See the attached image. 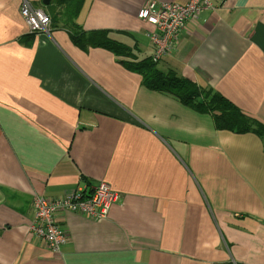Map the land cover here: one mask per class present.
I'll return each instance as SVG.
<instances>
[{
  "label": "crops",
  "instance_id": "obj_1",
  "mask_svg": "<svg viewBox=\"0 0 264 264\" xmlns=\"http://www.w3.org/2000/svg\"><path fill=\"white\" fill-rule=\"evenodd\" d=\"M28 1L50 17L57 6ZM142 1L84 0L76 29L28 41L20 0H0V264L264 263V140L218 129L120 62L118 43L133 60L153 52ZM211 3L162 68L264 128V0ZM87 180L108 183L115 202L97 220L59 212L69 241L56 255L30 234L32 197Z\"/></svg>",
  "mask_w": 264,
  "mask_h": 264
},
{
  "label": "built area",
  "instance_id": "obj_2",
  "mask_svg": "<svg viewBox=\"0 0 264 264\" xmlns=\"http://www.w3.org/2000/svg\"><path fill=\"white\" fill-rule=\"evenodd\" d=\"M208 6L209 0H188L185 4L143 0L138 15L154 26L153 32L146 33L157 46L153 60L161 62L162 58L167 56L171 43L177 40L178 32L185 26L184 23L195 20L199 11ZM22 10L29 34H32L34 29L49 32L46 15L31 8L26 1L23 2ZM31 12H34L36 17ZM77 189L79 192L74 189L59 197L34 194L32 198L29 230L35 240L43 242L56 255L61 253V247L69 241V232L59 224V212L68 210L90 219L102 218L115 200V194L104 181H88Z\"/></svg>",
  "mask_w": 264,
  "mask_h": 264
},
{
  "label": "trees",
  "instance_id": "obj_3",
  "mask_svg": "<svg viewBox=\"0 0 264 264\" xmlns=\"http://www.w3.org/2000/svg\"><path fill=\"white\" fill-rule=\"evenodd\" d=\"M24 1H26L31 8L35 10L37 8H34L28 0H20L19 13L24 21V25L27 26L25 35L28 38L30 37L28 40L30 41L33 35L31 36V34L28 33V24L22 10ZM83 3L84 0H56L57 6L51 14V17L46 14L47 27L49 29L51 26L61 27L67 29L68 31L76 29V18ZM45 5L48 6L49 2ZM32 31H34L32 33H36L39 29H34ZM114 46L116 47L114 43H112V46H109L112 49V52L115 50ZM104 48H106L105 45ZM119 49L123 50L121 46H119L118 50ZM119 52L121 51L119 50ZM126 54L128 56V53ZM120 62L131 67L134 71L140 74L144 87L160 92L180 105L190 107L195 111L202 110L205 113H212L218 129H224L234 133H248L254 130L264 140V128H259L255 120L251 118L247 112L233 105L224 97L217 95L216 93H210L208 90L206 91V89L197 85L194 80L183 77L176 70L172 68H159L158 65L151 61L150 57H146L141 60H133L129 57V60ZM201 92L204 95H202ZM88 181L89 180L84 182L83 185ZM77 187L79 186L77 185L74 189L76 192H79Z\"/></svg>",
  "mask_w": 264,
  "mask_h": 264
},
{
  "label": "clouds",
  "instance_id": "obj_4",
  "mask_svg": "<svg viewBox=\"0 0 264 264\" xmlns=\"http://www.w3.org/2000/svg\"><path fill=\"white\" fill-rule=\"evenodd\" d=\"M156 1V0H155ZM163 2V1H162ZM168 2H170V1H168ZM176 3V2H175ZM177 4H179V3H177ZM141 8V7H140ZM140 8H139V10H140ZM213 9V4L211 3V0H209V6L208 7H206V8H203V9H201L200 11H199V13H198V16L200 15V13L202 12V11H204V10H212ZM37 10H39V9H37ZM139 10H138V12H137V16H138V18L140 19V20H142L140 17H139V15H138V13H139ZM39 11H41V10H39ZM42 13L44 14V15H46L43 11H42ZM198 16H197V18H198ZM196 18V19H197ZM195 19V20H196ZM195 20H189V21H186L184 24H186V23H188V22H192V21H195ZM142 21H144V22H147V21H145V20H142ZM147 23H149V22H147ZM149 24H151V23H149ZM152 25V24H151ZM154 27V26H153ZM185 27V26H184ZM153 31H154V28H153ZM152 31V32H153ZM146 33H150V31L149 30H147L144 34H145V36L148 38V41L150 42V44L153 46V52L151 53V55H150V59H151V61L153 62V63H155L156 65H158L159 67H163V64L165 63V61H166V59H167V57L170 55V53H171V51L173 50V48L175 47V45H176V41H175V43H171V45H170V47H169V50H168V54H167V56H165V57H163L162 58V60H161V62H159V61H155V60H153V56H154V54H155V52H156V49H157V46H156V44L149 38V36H147L146 35ZM118 45L119 46H122V44L121 43H118ZM124 57H128V56H124ZM129 58V57H128ZM121 61H126L125 59H122ZM132 69V68H131ZM133 70V69H132ZM134 71V70H133ZM80 187V186H79ZM73 191V190H72ZM71 192V191H70ZM67 193H69V192H67ZM64 194H66V193H64ZM64 194H61V195H57V196H55V197H59V196H62V195H64ZM39 195H41V194H39ZM42 195H44V194H42ZM44 196H48V195H44ZM33 198V197H32ZM113 202H115V200L113 201ZM112 202V203H113ZM111 203V204H112ZM111 204H110V206H111ZM110 206H109V208H110ZM109 210V209H108ZM108 210H107V212H108ZM64 211H68V210H64ZM72 212V211H71ZM107 212H106V214H107ZM74 213H76V214H78V215H81V216H83V217H85V218H88V217H86V216H84V215H82V214H79V213H77V212H74ZM106 214H105V216L104 217H106ZM30 215L32 216V202H31V209H30ZM103 218V217H102ZM90 219V218H89ZM97 219H99V218H97ZM97 219H92V220H97ZM30 225V224H29ZM30 231V230H29ZM30 234H31V232H30ZM32 235V234H31ZM264 264V263H263Z\"/></svg>",
  "mask_w": 264,
  "mask_h": 264
},
{
  "label": "rangeland",
  "instance_id": "obj_5",
  "mask_svg": "<svg viewBox=\"0 0 264 264\" xmlns=\"http://www.w3.org/2000/svg\"><path fill=\"white\" fill-rule=\"evenodd\" d=\"M31 14H33V15H35V17H36V14L34 13V12H31ZM37 19H39V18H37ZM40 20V19H39ZM150 32H152L153 30H149ZM94 41L96 42V40L98 39V34L97 33H95V35H94ZM122 49H123V51L124 52H126V53H129V52H131L132 51V46L130 45V44H127V43H124V44H122ZM159 67V66H158ZM159 68H161V67H159ZM206 91H207V89H206ZM157 93H160V92H157ZM161 94V93H160ZM163 95V94H162ZM207 99V98H206ZM205 99V100H206ZM201 114H204V112L202 111L201 112ZM66 243H64V245H65Z\"/></svg>",
  "mask_w": 264,
  "mask_h": 264
},
{
  "label": "water",
  "instance_id": "obj_6",
  "mask_svg": "<svg viewBox=\"0 0 264 264\" xmlns=\"http://www.w3.org/2000/svg\"><path fill=\"white\" fill-rule=\"evenodd\" d=\"M48 2H49V0H43V3H45V4L48 3ZM41 12H42V11H41Z\"/></svg>",
  "mask_w": 264,
  "mask_h": 264
}]
</instances>
